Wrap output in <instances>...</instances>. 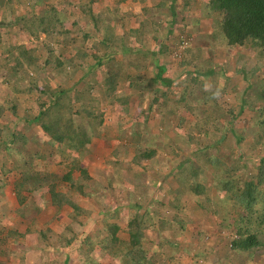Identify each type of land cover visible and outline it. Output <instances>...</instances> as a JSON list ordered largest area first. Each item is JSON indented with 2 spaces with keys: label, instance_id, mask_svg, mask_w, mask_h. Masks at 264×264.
<instances>
[{
  "label": "trees",
  "instance_id": "trees-1",
  "mask_svg": "<svg viewBox=\"0 0 264 264\" xmlns=\"http://www.w3.org/2000/svg\"><path fill=\"white\" fill-rule=\"evenodd\" d=\"M145 1L0 0V82L10 95L0 103V117L6 112L35 125L41 143L50 147L31 152L20 130L13 128L7 136L1 130L0 195L10 184L19 204L16 212L28 223L23 232L1 225L0 243L8 236L21 238L39 254L45 251L47 264H54L47 260L50 254L61 264H104L105 259L113 264H155L156 254L164 256L159 264H177L173 256L186 219L201 209L217 219L219 230L235 235L224 255L227 261L250 264L253 249L264 248V236L259 237L264 231V153L255 156L254 175L243 177L236 175L246 168L242 157L220 149L227 140L235 148L246 137L245 122L251 132L249 145L264 150V0H199L201 15L212 25L208 39L224 53L239 49L234 70L228 74L210 59L201 65L199 54L188 47L178 64L192 69H185L175 84L165 74L166 65L154 58L165 53L167 45L160 42L156 50L150 44L162 31L167 35L177 11L185 12L196 0H168L167 5L166 0L151 5ZM131 4H138L140 11L132 13ZM73 9L71 17L64 14ZM160 15L168 18L165 30ZM21 36L35 39L33 46L19 40ZM48 71L57 86L48 84ZM77 71L79 80L91 72L97 78L76 89L60 87ZM96 85L104 100L127 115L117 127V138L124 141L117 148L128 163L122 166L116 157L107 160L111 166L105 169V186L84 164L94 152V141L104 140L109 130L100 101L91 94ZM119 87L122 96L116 95ZM229 89L234 104L223 100ZM152 104L164 129L173 125L179 131L181 150L189 154L184 160L177 159L179 147L163 129L145 140L130 128V121L147 120ZM244 111L251 118L239 122ZM56 153L59 158L54 159ZM134 166L148 177L165 171V179H154L151 188L135 180ZM208 175L210 184L205 181ZM93 196L99 226L85 230L95 214L81 199ZM114 197L117 206L109 204ZM47 205L55 213L67 210V221L57 231L37 226L36 215ZM147 230L157 234L156 245L147 240ZM189 244V250L191 244H201L194 247L192 260L204 264L211 248L199 236ZM4 253L0 249V255Z\"/></svg>",
  "mask_w": 264,
  "mask_h": 264
},
{
  "label": "rangeland",
  "instance_id": "rangeland-1",
  "mask_svg": "<svg viewBox=\"0 0 264 264\" xmlns=\"http://www.w3.org/2000/svg\"><path fill=\"white\" fill-rule=\"evenodd\" d=\"M53 2H56V0H52ZM63 2L65 0H62ZM109 1V0H108ZM154 2V0H146V5H151ZM169 1L166 0L165 3L167 5ZM67 5V3H66ZM65 6V5H64ZM131 12L137 13L139 9L138 4H131L130 5ZM125 7V6H124ZM128 8V7H126ZM125 9V8H123ZM179 9V8H178ZM201 2L199 0H196L193 4H191L185 12L177 11V15L173 18L174 22L171 27V31L166 35L164 31H162L159 36L158 40L155 42L153 41L150 44V48L157 50L158 44L160 42H163V44L167 45V50L162 55L156 54L154 56L155 59H158V63H163L166 65V72L165 74H168L171 78H174V83H178L180 79L185 75L184 71L185 69L191 70L192 67H185L180 66L178 62L183 57V49L185 48H191L192 51H196L199 54V63L201 65H204L207 59L210 61V63L215 68L220 67V65L223 67L226 73L232 74L233 72V65L236 58L237 51L235 54V49L228 51L229 53H224V49L220 47H216L214 43L208 39L209 33L211 31L212 25L210 24V21L208 18L201 15ZM76 12V10H71L70 13L65 11V15H69L71 17V12ZM21 12V9L18 11ZM167 12V10H166ZM168 14V13H167ZM74 16V13H73ZM161 19L160 26L163 30H165L168 22V18L164 15H160L159 17ZM130 17H129V24L130 23ZM197 19V22L195 20ZM12 28V27H11ZM19 40H22L25 43H28L29 46H33L35 39L27 38L25 36H21ZM90 40H87L86 44H89ZM145 52V51H144ZM147 52V51H146ZM229 54V57H228ZM227 55V57L225 56ZM233 55V56H232ZM227 58V59H225ZM80 72L77 71L76 74L73 77H67L64 79L63 83L60 84V87H66L70 88L71 86H75V89L82 85V82L85 80H88L90 78H97L95 72H91L88 75L84 76L81 80L78 79L80 76ZM45 75L48 76V84L51 86H57L52 71L45 72ZM231 76V75H230ZM206 79V78H205ZM96 80V79H95ZM172 84V85H173ZM171 85V87H172ZM74 89V91H76ZM73 91V92H74ZM71 92V91H70ZM91 94L95 96L100 101V107L101 110L104 113V122L107 124L109 130L106 133L107 136L104 140H95L96 143L94 145V152H92L89 155L88 161H84V164L86 165V168L88 170V173H90V176L92 178H96L99 180L103 186L106 184V177H105V169L108 166H111L109 164H105L107 160H110L112 158H117L120 161V164L122 166L127 165L126 158L121 154V151H118L117 144L118 143H124L123 140H118L117 138V127L121 126V122L125 121L127 118V115L122 116L120 115V110H118V106H113L112 103L104 100L98 93L97 85L94 86L91 90ZM117 96L123 95V89L121 87L118 88L116 91ZM17 95L14 94L12 97H16ZM232 91L226 90L224 94V99L228 103H232L234 98L232 97ZM137 97V96H136ZM135 97V98H136ZM149 95H144L143 98H149ZM173 100L175 99V96H172ZM7 98L10 99V95H7L6 93V86L0 82V103L3 104V99ZM134 98V99H135ZM26 101V100H24ZM164 99H158V102H163ZM21 103V102H20ZM236 103V102H235ZM234 104V102H233ZM154 107L149 112V116L146 121H143V123L140 121L133 120L128 122L130 124V128H132L133 131H139L142 138H145V140L151 139L153 134H156L157 132L161 131L162 129L165 132V135L169 136V138L179 147V154L177 156L178 160H184L189 154L186 152V150H181L182 143L181 140L178 139L179 137V131L177 128H175L173 125L172 127L165 128L163 126V123L161 121V117L156 109V105L152 104ZM18 112H21V106L18 108ZM130 114L132 113V109L128 111ZM250 113L248 111H244L243 114L240 115L239 122H244L248 119L250 120L251 117H249ZM187 119H191V113H187ZM0 132H4V135H6L11 129L16 128L20 130L26 140V148L27 150L34 152L36 150L41 149L44 152L48 151V148H50L46 143H41V138H38L37 135V127L35 125H26L23 124L21 120H18V118H14L8 113L5 112L3 116L0 117ZM245 127L242 129V133L246 136L241 140L240 143H237L236 147H229L231 144V141L227 140L224 142V145L221 146L220 150L230 149L235 151V153H238L242 157V161L246 165V168H240L237 170L236 175L240 176H246V175H254L255 171L253 167L257 163L258 159L255 157L256 155H262L264 153L263 149L258 150L256 147L255 149L252 148L250 143L251 138V132L249 123L246 125L244 122ZM10 128V129H9ZM2 130V131H1ZM2 132V133H3ZM7 136V135H6ZM5 136V137H6ZM39 145H37V142H39ZM119 141V142H118ZM259 151V152H258ZM163 154V152H161ZM54 159L59 158L58 153L53 155ZM61 163L63 165H66L68 163L65 159H60ZM0 161H1V155H0ZM56 160H52V162H55ZM104 161V162H103ZM134 178L137 181L143 180V183H145L147 186L153 188L154 186V179L159 181H164L165 179V171L157 174L151 173L153 177H148L147 174H144L139 172V169L134 166ZM11 179V177H10ZM207 184L211 183L210 175L207 176V179L205 180ZM113 185H118L114 180H112ZM105 193H108L106 190ZM104 193V194H105ZM97 196H93L90 198H83L81 204L85 206L86 208H89L95 216H93V220L87 225L85 228L88 229L90 226H99V211L98 206L95 204V199ZM106 204L107 201L105 200ZM105 204V203H104ZM109 204L112 206L113 204L115 206L119 205L118 197H114L112 202ZM117 204V205H116ZM18 203L16 201L15 195L13 193L11 185H7L3 191V193L0 195V226L5 225L7 228L13 229L15 231L23 232L24 226L27 225V219L21 218L20 215L16 212V208L18 207ZM66 209H61L60 212L55 213V209L49 205H47L40 213L36 215L37 218V225L38 227L41 225L49 224L51 228H53L55 231L62 228V226L67 221L66 219ZM97 214V215H96ZM48 226V225H47ZM185 231H183V236L181 237L180 241L181 244L178 245V251L174 255V259L177 264H193V260H187L186 258V252L188 250H184V246L189 244L191 241L196 240L199 236L202 238L204 243H207L211 248V251L206 255V259L204 264H239L238 261L234 263H230L227 261V259L224 257V255L227 253V250L229 248V242L230 238L234 237L235 235L233 233H229L226 230H219L217 228V219L210 215L209 213L198 209L190 219H186V226ZM263 230V229H262ZM259 231V237L262 238V235L264 236V231ZM1 232V231H0ZM122 236H125V234H122ZM157 234L153 230H147L146 231V238L150 242L156 241ZM23 240L21 238H12V236H8L5 243H0V249L3 250L5 253L3 255H0V258L2 259V262L4 264H16L14 260L18 262L24 261L25 264H33L36 259L39 257L34 253L32 250V247L29 248L25 247L23 244ZM156 245V244H154ZM29 249V252H27V256L24 255V253ZM45 251L42 253L45 255ZM42 255V256H43ZM252 258L250 260V264H264V248H256L252 251ZM156 256V255H155ZM154 256V257H155ZM157 259L154 261L155 264H159L162 260L160 256H156ZM8 258H12L14 263L9 262ZM71 258V257H70ZM98 259L101 258V256L98 254ZM239 259V258H237ZM71 260V259H69ZM102 260V259H100ZM32 261V262H31ZM104 264H113L108 259H105L103 261ZM199 262H196L195 264H198ZM22 264V263H21ZM43 264H47L45 261ZM60 264V263H59ZM68 264H78L77 262H71L69 261ZM175 264V263H173ZM200 264V263H199Z\"/></svg>",
  "mask_w": 264,
  "mask_h": 264
},
{
  "label": "crops",
  "instance_id": "crops-1",
  "mask_svg": "<svg viewBox=\"0 0 264 264\" xmlns=\"http://www.w3.org/2000/svg\"><path fill=\"white\" fill-rule=\"evenodd\" d=\"M89 175H90V173H89ZM5 189V188H4ZM4 189H3V191H4ZM37 221V220H36ZM46 225H48L49 227H51L49 224H46ZM38 226V225H37ZM25 228L27 227V225H25L24 226ZM53 229V228H52ZM182 237H184L183 235H182ZM16 239V238H15ZM181 239V238H180ZM155 242V241H154ZM154 242H152L153 244H154ZM25 245V247H26V249H27V247H29V248H31L32 247V250H30V251H34V253L39 257L38 259H36V261H34L33 262V264H43V257H42V253H43V251L42 252H40V254H39V251L38 250H35V248H33V244H24ZM190 244H187L186 246H184V250H188V252H186V258L185 259H187V260H192V253H193V251H194V247H196V248H199V247H201V244H191V245H193V249H191V250H189L188 249V246H189ZM179 250V249H178ZM27 252H29V249L24 253V255H26L27 256ZM48 254V253H47ZM175 255V254H174ZM156 256H160V258L162 259V257H164V256H161V255H159V254H156ZM154 257V260H156L157 259V257ZM174 257V256H173ZM12 258H10L8 261L9 262H12V263H14V262H16V264H19L18 263V261H16V260H14V262H13V260H11ZM204 259V258H203ZM47 260L48 261H53V263L54 264H61V261H59L58 260V258H57V256L56 255H48L47 256ZM32 262V261H31ZM197 262H200V259H198L197 260ZM0 264H4V262H2V259L0 258ZM6 264H8V263H6ZM22 264H25V262L24 261H22Z\"/></svg>",
  "mask_w": 264,
  "mask_h": 264
}]
</instances>
